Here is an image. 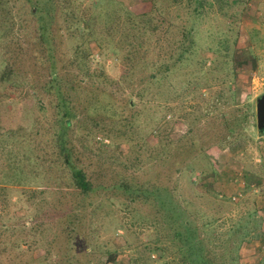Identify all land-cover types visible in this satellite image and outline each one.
<instances>
[{"label": "rangeland", "instance_id": "obj_1", "mask_svg": "<svg viewBox=\"0 0 264 264\" xmlns=\"http://www.w3.org/2000/svg\"><path fill=\"white\" fill-rule=\"evenodd\" d=\"M94 1L0 0V264H264V0Z\"/></svg>", "mask_w": 264, "mask_h": 264}, {"label": "trees", "instance_id": "obj_2", "mask_svg": "<svg viewBox=\"0 0 264 264\" xmlns=\"http://www.w3.org/2000/svg\"><path fill=\"white\" fill-rule=\"evenodd\" d=\"M28 1L31 2V0H28ZM98 6H99V3H98ZM78 21L79 19L77 20V22ZM20 26H22V23ZM23 26L25 27V25ZM7 68L11 70L10 67H7ZM4 77H6V74H4ZM55 84H56V87H53L54 91L61 94L62 96L60 99L61 102H65V106H67L70 109V111L64 112L61 115V119L63 118L64 121L62 122V125L60 127V133L58 134L59 139L56 142L57 145L61 146V151L63 152V156L66 158L67 161H69L70 151L69 149L66 148V145H65L66 142L64 141L63 136L67 132V130H69L70 127H68L69 124H67V121L65 119H69L70 116L74 118L77 116L78 114L76 112L77 101L74 98V95L71 93L70 90L66 91L65 88H62L58 83H55ZM104 90H105V87H104ZM98 94H99V90L98 88H96V96H98ZM72 176H73L74 186L78 189L79 193H82V195L89 196L90 193L94 192L93 189L95 188V184L93 183V181H91L87 177V174L85 173L84 170L78 167H74L72 169ZM185 223H186V220L181 221L180 223L181 229H178L176 233V236L180 238L179 244H178V251H180L181 257H183L182 264H218L217 261L214 259V257L210 255L211 250L206 249L205 245L203 244L204 240L200 238L196 234V232L188 231L187 234H183V231L185 233L187 232L186 228H184ZM111 259L113 258H110L108 260H111Z\"/></svg>", "mask_w": 264, "mask_h": 264}, {"label": "water", "instance_id": "obj_3", "mask_svg": "<svg viewBox=\"0 0 264 264\" xmlns=\"http://www.w3.org/2000/svg\"><path fill=\"white\" fill-rule=\"evenodd\" d=\"M256 127L258 131H264V94L260 95L255 103Z\"/></svg>", "mask_w": 264, "mask_h": 264}, {"label": "built area", "instance_id": "obj_4", "mask_svg": "<svg viewBox=\"0 0 264 264\" xmlns=\"http://www.w3.org/2000/svg\"><path fill=\"white\" fill-rule=\"evenodd\" d=\"M235 198H236L235 196L232 197L233 200H235Z\"/></svg>", "mask_w": 264, "mask_h": 264}]
</instances>
